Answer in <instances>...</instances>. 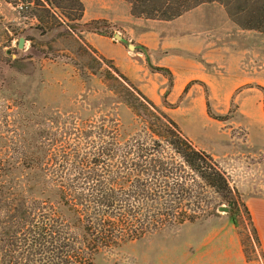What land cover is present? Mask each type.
Masks as SVG:
<instances>
[{
	"label": "rangeland",
	"instance_id": "1",
	"mask_svg": "<svg viewBox=\"0 0 264 264\" xmlns=\"http://www.w3.org/2000/svg\"><path fill=\"white\" fill-rule=\"evenodd\" d=\"M59 5L0 0V264H60L50 248L58 253L70 230L63 205L54 215L52 201L79 198L76 210L97 221L90 226L92 218L82 217L80 231L92 242L77 264H264L244 212L251 198H264V85L257 84L264 83V32L243 30L220 3L148 22L145 31L188 56L187 40L200 41L205 54L210 38L221 36L214 48L232 74L245 71L257 82L231 96L203 86L215 122L189 98L177 113L186 135L168 113L175 106L155 104L227 179L239 204L221 205L229 208L224 213L215 192L124 102L139 88L86 40L97 34L86 23L105 21L92 29L112 38L122 25L85 22L84 4L82 16L65 1ZM241 57L260 69L251 64L246 73ZM160 73L171 91L172 75Z\"/></svg>",
	"mask_w": 264,
	"mask_h": 264
},
{
	"label": "crops",
	"instance_id": "2",
	"mask_svg": "<svg viewBox=\"0 0 264 264\" xmlns=\"http://www.w3.org/2000/svg\"><path fill=\"white\" fill-rule=\"evenodd\" d=\"M81 1L85 6V22L105 19L112 24L122 25L123 29L122 32L120 30L117 31L123 37L122 41L92 33L86 35V40L104 58L112 61L114 66L154 104L160 106L164 105L166 101L168 104L175 106L174 108H169L168 113L185 135L187 133L185 125L180 122L177 113L180 114L178 111L182 108L183 102H187L189 98L191 99L190 103L197 106L209 121L215 122L210 117L208 110V101L211 98L207 99L202 89L203 86H206L210 91L225 88L230 91L229 96H231L233 91L255 82L252 78H246L245 71L241 78H236L232 74L231 68L226 63V58L220 55V50L214 48L222 41L221 36L210 38L212 43L208 47L206 46L205 54H202L203 45L200 41L187 40V48L190 53L194 54L188 56L185 52L173 51L168 42L145 34L148 22L157 20L135 18L131 13V7L124 6L125 3L122 1ZM124 40L146 47L150 53L151 65L170 71L173 77L171 91L168 92V77L160 72L153 71L149 66L146 55L144 56V53L136 49L135 51L129 49L128 45L123 43ZM251 64L256 65L257 62L252 60L247 65L244 57L238 60V66L246 70V73L249 72ZM257 65V68L260 69L259 64ZM225 66L228 67L230 76L224 75L226 73ZM257 84L264 85V83ZM248 104L243 103L242 108L243 106H248ZM246 114L248 116L251 115V113ZM184 118H186L184 121H189L187 117ZM195 144L200 145L196 142ZM248 205L264 248V198H251Z\"/></svg>",
	"mask_w": 264,
	"mask_h": 264
},
{
	"label": "trees",
	"instance_id": "3",
	"mask_svg": "<svg viewBox=\"0 0 264 264\" xmlns=\"http://www.w3.org/2000/svg\"><path fill=\"white\" fill-rule=\"evenodd\" d=\"M32 1V0H31ZM40 2V0H37ZM49 6H54L55 8L61 7L60 2H67L71 6H75L80 13V16L84 13V6L80 0H44ZM131 5L132 15L136 18H142L147 20H157V21H174L184 14L198 8L201 5L209 3H220L226 9L233 20L240 28L243 30H255L264 32V0H124ZM259 6L255 7L256 5ZM48 12V11H47ZM105 25V21H94L92 23H86L85 27L87 31L104 35L107 37H112L108 32H101L100 29H92L93 25ZM39 30V29H38ZM125 45H129L128 41L124 40ZM136 50L141 51L147 57L150 68L155 72H164L171 77L169 70L160 67H154L150 63V53L146 47L136 44ZM18 63V62H15ZM121 77L127 83H130L129 79L121 74ZM137 91L141 99L135 95ZM135 91H129V100L127 104L135 110L140 118L146 124L149 132L153 136L162 138L161 140L169 145L172 150L182 159L183 163L189 167L196 175H198L201 180L211 188L218 198L217 209L225 204L228 205L230 210L237 209L239 204L238 199L233 194L232 188L229 186V183L223 173L218 170L213 163V157L205 151L198 150L194 144L189 141L186 137L183 136L179 130L178 125L163 111H161L152 101L147 99L144 95L140 93L137 89ZM128 144V143H126ZM129 145V144H128ZM53 191L58 188L55 186L50 187ZM61 190V189H60ZM46 198L40 199L39 202L43 204ZM79 201H68L61 199H54L52 201L53 209L52 212L55 215L57 212L60 214L59 208L62 207L65 210L66 208L72 209L70 213L69 210H61V215H65V223L68 228L69 233L67 237L63 238L61 243H58L59 249L58 253L55 250H58L56 245L51 247V256L52 259L56 260L58 257H61L60 264H77L81 259H79L80 251L87 250L88 246L91 245V237H84L80 231L79 225L82 222V217L84 219H90L89 225L96 220L95 215L90 217L82 216L79 211L76 210L77 205H80ZM62 202V203H61ZM78 202V203H77ZM66 207V208H65ZM75 211V212H74ZM74 212V213H73ZM244 212L247 215L248 223L251 228V235L253 237V248L259 252V256L264 261V250L261 242V238L258 232V229L254 223L252 214L249 208L244 205ZM69 213L70 215H68ZM73 214V215H71ZM74 216V218H72ZM97 221V220H96ZM80 231V232H79ZM252 242V241H251ZM253 244V243H252ZM45 248V247H44ZM49 248V247H48ZM48 253V252H47ZM90 253L87 252L83 255L82 259H86ZM57 263V261H54Z\"/></svg>",
	"mask_w": 264,
	"mask_h": 264
},
{
	"label": "water",
	"instance_id": "4",
	"mask_svg": "<svg viewBox=\"0 0 264 264\" xmlns=\"http://www.w3.org/2000/svg\"><path fill=\"white\" fill-rule=\"evenodd\" d=\"M115 39L118 40V41H122L123 37L120 34H116L115 35ZM25 45H26V39L24 37L20 38L19 44H18V49L19 50H24L25 49ZM128 47L132 51H135V49H136V45L135 44H129ZM219 211L224 212V213H228L229 212V208L228 207H219Z\"/></svg>",
	"mask_w": 264,
	"mask_h": 264
},
{
	"label": "built area",
	"instance_id": "5",
	"mask_svg": "<svg viewBox=\"0 0 264 264\" xmlns=\"http://www.w3.org/2000/svg\"><path fill=\"white\" fill-rule=\"evenodd\" d=\"M20 8L23 9V6H21Z\"/></svg>",
	"mask_w": 264,
	"mask_h": 264
}]
</instances>
